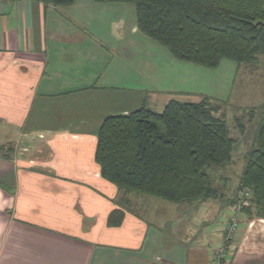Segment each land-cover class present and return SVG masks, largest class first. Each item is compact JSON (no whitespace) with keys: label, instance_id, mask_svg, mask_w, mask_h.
<instances>
[{"label":"crops","instance_id":"crops-1","mask_svg":"<svg viewBox=\"0 0 264 264\" xmlns=\"http://www.w3.org/2000/svg\"><path fill=\"white\" fill-rule=\"evenodd\" d=\"M195 67L145 36L131 4L0 0V264H264V219L244 209L219 258L236 196L129 192L96 162L107 117L202 94Z\"/></svg>","mask_w":264,"mask_h":264},{"label":"trees","instance_id":"trees-1","mask_svg":"<svg viewBox=\"0 0 264 264\" xmlns=\"http://www.w3.org/2000/svg\"><path fill=\"white\" fill-rule=\"evenodd\" d=\"M20 2L24 0H7ZM69 6L77 0H33ZM128 3L137 26L177 60L217 69L228 58L252 66L264 55V0H97ZM221 108L205 97L199 102L171 100L161 112L142 107L107 117L98 132L96 162L102 177L119 189L176 203L218 196L209 169L225 167L234 140ZM252 192L251 215L264 219V113L256 147L246 155L240 190ZM122 215L115 211L111 225Z\"/></svg>","mask_w":264,"mask_h":264},{"label":"rangeland","instance_id":"rangeland-1","mask_svg":"<svg viewBox=\"0 0 264 264\" xmlns=\"http://www.w3.org/2000/svg\"><path fill=\"white\" fill-rule=\"evenodd\" d=\"M195 66L199 68L195 74L196 84L191 85L195 84L196 90L202 91V94L197 92L185 101L198 102L205 97L212 99V104L221 108L216 115L227 121L234 140L230 163L225 167L213 166L209 169L211 182L219 190L212 203L223 202L225 206L226 201L236 196L235 204L245 192V189L240 190V183L246 155L256 147L257 130L264 113V55H260L252 66L239 65L228 58L222 59L217 69ZM234 204L231 218L239 214Z\"/></svg>","mask_w":264,"mask_h":264},{"label":"built area","instance_id":"built-area-1","mask_svg":"<svg viewBox=\"0 0 264 264\" xmlns=\"http://www.w3.org/2000/svg\"><path fill=\"white\" fill-rule=\"evenodd\" d=\"M251 198H252V192L251 191L245 190V192H242V196H240L237 199L236 203L234 204L236 210L238 212H240L245 207L249 206ZM238 227H239V223H238V220H237V216L231 218V223L228 225L227 233H226V236H225V244L223 245V247H221L218 250L219 258L222 259V258H224L226 256V252L229 250V247H230L229 244L233 240L234 235H235Z\"/></svg>","mask_w":264,"mask_h":264}]
</instances>
